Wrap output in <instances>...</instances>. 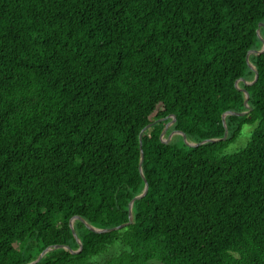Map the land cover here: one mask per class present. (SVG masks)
I'll return each mask as SVG.
<instances>
[{
    "label": "trees",
    "instance_id": "16d2710c",
    "mask_svg": "<svg viewBox=\"0 0 264 264\" xmlns=\"http://www.w3.org/2000/svg\"><path fill=\"white\" fill-rule=\"evenodd\" d=\"M260 22L264 0H0V264H264V51L249 108L235 84ZM172 115L218 140L164 142ZM146 184L131 223L74 236Z\"/></svg>",
    "mask_w": 264,
    "mask_h": 264
},
{
    "label": "water",
    "instance_id": "95a60500",
    "mask_svg": "<svg viewBox=\"0 0 264 264\" xmlns=\"http://www.w3.org/2000/svg\"><path fill=\"white\" fill-rule=\"evenodd\" d=\"M262 26H264V22H260L259 25H258V28H257V34H258L259 37H261L260 29H261ZM263 51H264V40H263V47H262V49H260V50L252 49V50H249L248 53H247V57H246L247 62H248V64L250 65V67H251L252 69H254V71H255V78H254V80L249 82V81H246V80L240 78V79H238V80L236 81V83H235L236 86H237L239 89H241V90L243 91L244 95H245L244 104H245V106H246L247 108H249V104H248L249 92H248L245 88H241V87L239 86V81L242 80V81H244L246 84H252V83L257 79V77H258V72H257V70L255 69V67L253 66V64L249 61V56H250V54H252V53H261V52H263ZM246 112H247V111H242V112L227 111L226 113L223 114V122H224V125H226V122H225V116H226L227 114L244 115ZM172 117H173V120L170 121L171 124H173L174 121H175V116L172 115ZM170 123H169V124H170ZM169 124L167 123V124L164 126V129H163V131H162V133H161V138L163 137L164 133L166 132V130H167ZM151 125H152V123L149 124V125H147V126H146V129H147L148 127H150ZM175 132H177V133H179V134H182L183 137H184L185 142H186L188 145H191V146H198V145L203 144V143H205V142H209V141H217V140H218V138H209V139H206V140H202V141H200V142H191V141H189V140L187 139V136H186V134H185L184 132L179 131V130H175ZM226 135H227V129H226V131H225V136H224V138H226ZM162 139H163V138H162ZM163 140H164V139H163ZM164 142L167 143L168 141H167V140H164ZM140 146H141V135H140ZM143 157H144V154H143V150L141 149V159H140V164H139V169H140L141 173H142V160H143ZM142 175H143V174H142ZM147 187H148V186H147V184H146V186H145L143 192H142L141 194L137 195L136 197H134V198L130 201V204H129V217H130V220H129L128 223H123V224H121V225H118V226H115V227H112V228H97V227H94V226L90 225V224H89L88 222H86L81 216L76 215V216H74V217L71 219V221H70L71 229H72V232H73L74 236L77 237V236H76L75 229H74V224H73V221H74L75 219H81V220H83V221L86 223V225H87L91 230L96 231V232H107V231H111V230H115V229H120V228L126 226L127 224L131 223V222L133 221V219H132V205H133V201H134V199H136V198H141L142 196H144L145 193L147 192ZM61 247H62V248H65V249H68V250H70V251L73 252V253L78 252V250H72L69 246L64 245V244L51 245V246L46 247V248H45V249H44V250L38 255V257H37L35 260H33V261H31V262H29V263H27V264H35V263H36L37 261H39V260H40V259H41V258L47 253V252L51 251V250L54 249V248H61Z\"/></svg>",
    "mask_w": 264,
    "mask_h": 264
},
{
    "label": "rangeland",
    "instance_id": "374dc122",
    "mask_svg": "<svg viewBox=\"0 0 264 264\" xmlns=\"http://www.w3.org/2000/svg\"><path fill=\"white\" fill-rule=\"evenodd\" d=\"M169 123H170V121L168 122V124ZM171 125H172L171 123L168 125V128H167L166 132L163 135V139L167 140L168 142H170V141L179 142L181 140V135H179V133L175 132V130L171 131L169 134L167 133L168 129L171 127ZM255 126H256V124L245 125L243 127V129H242L241 135L238 137V139L235 142H233L227 148L226 151L227 152H232V151L239 150V149L243 148L247 144V142H248V140L250 138L251 132H252V130L254 129ZM74 221H73V224H74Z\"/></svg>",
    "mask_w": 264,
    "mask_h": 264
}]
</instances>
